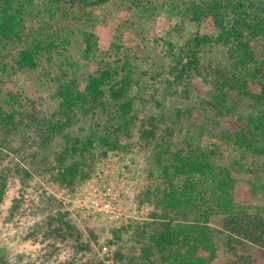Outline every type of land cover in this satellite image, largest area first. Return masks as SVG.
I'll return each instance as SVG.
<instances>
[{
  "label": "rangeland",
  "instance_id": "374dc122",
  "mask_svg": "<svg viewBox=\"0 0 264 264\" xmlns=\"http://www.w3.org/2000/svg\"><path fill=\"white\" fill-rule=\"evenodd\" d=\"M191 1L109 0L89 7L81 0L53 4L32 0L26 15V40L8 43L0 50V66L8 69L7 73L0 71V103L14 91L24 99L20 109L25 115L33 106L38 109L37 120L27 128L9 139L0 136V187L5 190L0 203V264H89L91 260L128 264L144 243L138 233L145 231L147 237L160 221L158 194L167 181L162 169L170 165L171 153L177 150H212L214 164L233 169L235 202L247 204L254 195L261 196L256 191L264 183V170L251 169L264 166V157L257 158L223 137V131L246 127L257 107L237 88L219 90L225 78L219 70L222 75L234 71L226 49L217 44L203 46L198 70L186 68L181 74L177 65L181 57L182 63L187 61L186 43L197 33L212 30L207 23L190 18ZM85 32L94 34L98 57L126 66L135 119L128 131L113 133L111 127L120 121L108 96L104 107L88 115L77 112L76 122L65 133L86 139L96 125L99 130L104 124L111 125L110 137L117 140L118 148L101 155L103 147L96 143L91 150L95 152L93 167L85 168L87 178L62 185L54 179L55 155L64 148L65 137L56 133L48 145H42L40 137L56 109L54 93L62 71L82 84L98 68V60L83 55ZM35 37L52 43L49 53L36 69L11 68L17 51ZM150 129L154 136L144 137L143 131ZM23 168L29 176L19 172ZM121 173L126 180L122 215L110 221L93 212L91 201L80 198L82 194L92 198L88 183L115 179ZM176 182L181 183V178ZM76 202L82 206L76 208ZM61 215L70 229L61 227ZM55 226L61 231L55 232ZM215 241L218 253L212 264H228L223 238ZM116 251L122 257L117 258Z\"/></svg>",
  "mask_w": 264,
  "mask_h": 264
},
{
  "label": "trees",
  "instance_id": "16d2710c",
  "mask_svg": "<svg viewBox=\"0 0 264 264\" xmlns=\"http://www.w3.org/2000/svg\"><path fill=\"white\" fill-rule=\"evenodd\" d=\"M58 1L49 0V4ZM107 1L81 0L89 7ZM31 5L32 0H0V50L5 49L8 43L26 40V15ZM188 11L193 21L207 23L212 30L209 33H197L186 43L184 54L187 61L182 63V57L177 61L181 74L186 68L198 70L199 52L203 46L217 44L226 49L234 71L222 75L223 72L219 70V75L225 76L219 90L222 91V87L226 86L237 88L241 96L253 99L257 107L247 118L246 127H238L233 132L223 131V137L228 142L242 146L255 157L263 158L264 0H192ZM84 43V57L98 60V68L87 75L83 86L76 76L62 71L54 93L57 106L52 118L47 121L46 131L40 137L42 145H48L56 133L65 137L64 148L55 155L58 166L54 179L62 185H72L78 177L81 181L87 178L89 173L85 168L93 167L95 152L91 150L96 143L103 147L101 155L109 149L118 148L117 140L110 137L111 125L104 124L102 130H99L100 125H96L86 139L65 133L76 122L77 112L88 115L95 108L104 107V99L108 96L114 102V113L120 121L117 127H111L113 133L128 131L135 119L133 99L129 97L131 77L125 70L126 66L116 60L98 57L93 33H84ZM52 47V43L44 44L41 38L35 37L30 45L17 51L11 68L36 69L41 58ZM2 66L0 71L7 73V67ZM248 82L254 90L250 86L247 88ZM23 101L16 92L9 91L4 103H0L2 139L15 136L27 128V124L37 120L38 109L33 106L32 111L25 115L20 109ZM154 134L153 129L143 131L146 138ZM200 150H177L171 153L170 165L162 169L167 181L162 194H158L160 221L147 237H144L145 231L138 233L144 243L139 254L130 259L128 264H212L218 253L217 237L223 238V251L228 264H264V183L259 186V190H255L261 194L259 198L254 195L247 204L235 202L232 195L233 169L214 164L212 150ZM252 170H264V166ZM19 172L29 176L25 168ZM177 178H181L182 182L177 183ZM4 191L0 187V203ZM60 218L61 227L70 229L71 225L64 221L62 215ZM54 228L55 232L61 231L58 226ZM115 256L122 257L119 251H116ZM89 264L105 263L91 260Z\"/></svg>",
  "mask_w": 264,
  "mask_h": 264
},
{
  "label": "built area",
  "instance_id": "2783aa9c",
  "mask_svg": "<svg viewBox=\"0 0 264 264\" xmlns=\"http://www.w3.org/2000/svg\"><path fill=\"white\" fill-rule=\"evenodd\" d=\"M117 175L115 179L102 178L95 185L88 183L90 188H92V192H90V194L92 193V198L85 194H82V198H80L81 200L87 199L86 202L88 201L89 203L91 201L90 206L93 212H100L101 215H105L110 221H116L122 215L120 203L124 198L123 187L126 180L123 173ZM74 205L76 208L82 206L77 202Z\"/></svg>",
  "mask_w": 264,
  "mask_h": 264
}]
</instances>
